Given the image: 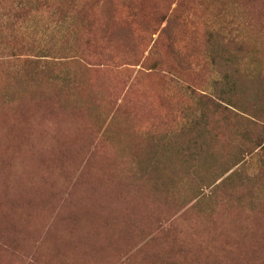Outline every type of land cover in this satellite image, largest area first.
<instances>
[{"label": "rangeland", "instance_id": "1", "mask_svg": "<svg viewBox=\"0 0 264 264\" xmlns=\"http://www.w3.org/2000/svg\"><path fill=\"white\" fill-rule=\"evenodd\" d=\"M255 111L264 0H0V264H264Z\"/></svg>", "mask_w": 264, "mask_h": 264}, {"label": "trees", "instance_id": "2", "mask_svg": "<svg viewBox=\"0 0 264 264\" xmlns=\"http://www.w3.org/2000/svg\"><path fill=\"white\" fill-rule=\"evenodd\" d=\"M33 1L37 3V0ZM57 23L59 26L60 21H57ZM225 79L229 80L227 76L224 77V80ZM234 91L235 85H233L232 88L229 89V95L228 93L225 94L226 98L220 96L225 99V102H223V100L220 101L226 104L227 106H231L233 97L232 94L234 95ZM199 119L201 118L199 117ZM246 121L250 127H248L246 131L237 134L240 139L245 143V145L243 146L245 148L239 153V157L237 158L238 163L236 164V169L231 172L229 176L223 179L218 185L211 188V190L213 191L217 190L219 185H222L227 181L230 184L233 181V178L237 175H242L244 173V170H250L251 177L253 178H256L258 175L261 176L264 174V114L255 111L251 114V119H247ZM212 193H209V196H211Z\"/></svg>", "mask_w": 264, "mask_h": 264}]
</instances>
